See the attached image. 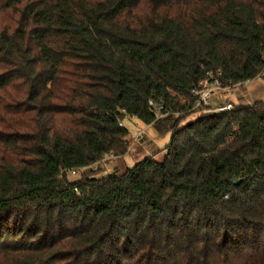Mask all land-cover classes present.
Masks as SVG:
<instances>
[{
  "label": "trees",
  "instance_id": "trees-1",
  "mask_svg": "<svg viewBox=\"0 0 264 264\" xmlns=\"http://www.w3.org/2000/svg\"><path fill=\"white\" fill-rule=\"evenodd\" d=\"M218 70L264 77V0H0V264H264V99L197 109ZM128 117L166 151L99 175Z\"/></svg>",
  "mask_w": 264,
  "mask_h": 264
},
{
  "label": "rangeland",
  "instance_id": "rangeland-1",
  "mask_svg": "<svg viewBox=\"0 0 264 264\" xmlns=\"http://www.w3.org/2000/svg\"><path fill=\"white\" fill-rule=\"evenodd\" d=\"M259 80L264 83V77L259 78ZM231 92L230 99L232 98L235 102L240 103L242 99H236L233 90H231ZM211 100L215 101L214 97H212ZM222 104H226V101L221 102V105ZM215 106L214 104L210 105V107L213 108H215ZM196 108L199 109L198 107ZM201 112V110H198L186 116L182 125L195 119ZM122 123L129 130L128 151L124 156H106L103 161L92 166V170L99 169V175L106 173H121L142 160L147 154L154 155L155 158L160 159L166 151L165 147L169 142L170 133H160L153 125L145 124L135 117H128L123 120ZM138 132L140 133L136 138L135 136ZM77 175L78 173L71 174L69 177L75 178Z\"/></svg>",
  "mask_w": 264,
  "mask_h": 264
},
{
  "label": "built area",
  "instance_id": "built-area-1",
  "mask_svg": "<svg viewBox=\"0 0 264 264\" xmlns=\"http://www.w3.org/2000/svg\"><path fill=\"white\" fill-rule=\"evenodd\" d=\"M220 76H221V73L219 70L217 71L216 74L208 75L203 81H201L199 83V87L192 91V94H194L196 96L195 107H202L204 109H207L208 107H210V105H212V102H211L212 97L219 90L226 89L228 87V86H223V83L220 79ZM148 103L150 106L155 107V109L159 115L161 114L160 109L162 108V106L155 104L152 100H149ZM230 108H231V104L226 103V104H222V105L218 104L213 109L217 110V111H225V110H228ZM119 125L122 126L123 123L120 121ZM139 133L140 132H138L136 134V136H135L136 138L138 137ZM106 156H109V155H106ZM110 156H112V155H110ZM103 160H101V161H103ZM72 174H74V172H72Z\"/></svg>",
  "mask_w": 264,
  "mask_h": 264
},
{
  "label": "crops",
  "instance_id": "crops-1",
  "mask_svg": "<svg viewBox=\"0 0 264 264\" xmlns=\"http://www.w3.org/2000/svg\"><path fill=\"white\" fill-rule=\"evenodd\" d=\"M233 90L236 99H242L240 103L235 102L234 99H230ZM215 101L211 100L214 105H221V102L229 104H248L256 100L264 99V83L259 78L251 81H247L243 84L234 86H228L226 89L219 90L214 96ZM151 155V154H147Z\"/></svg>",
  "mask_w": 264,
  "mask_h": 264
},
{
  "label": "water",
  "instance_id": "water-1",
  "mask_svg": "<svg viewBox=\"0 0 264 264\" xmlns=\"http://www.w3.org/2000/svg\"><path fill=\"white\" fill-rule=\"evenodd\" d=\"M239 180H235L234 183H237Z\"/></svg>",
  "mask_w": 264,
  "mask_h": 264
}]
</instances>
